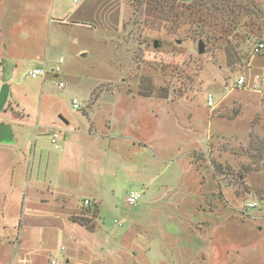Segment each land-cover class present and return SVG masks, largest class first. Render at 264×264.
I'll return each mask as SVG.
<instances>
[{"label": "rangeland", "instance_id": "rangeland-1", "mask_svg": "<svg viewBox=\"0 0 264 264\" xmlns=\"http://www.w3.org/2000/svg\"><path fill=\"white\" fill-rule=\"evenodd\" d=\"M255 1L264 11V0ZM124 2L119 27L95 36L60 29L71 37L66 51L45 41L51 61L41 65L61 68L56 82L64 87L50 88L60 115L76 128L74 136L88 135L89 120L93 129L100 125L117 98L125 120L132 119L134 127L144 122L143 136L155 141L134 147L135 129L122 125L108 130L104 141L71 144L72 134L59 127L58 151L40 130L38 147L32 148L36 174L52 179L80 216L97 204L99 217L88 216L95 233L83 230L84 241L74 242L56 228L67 223L45 217L29 230L39 235L25 249L19 242L28 233L20 231L25 209L14 207L7 215L0 205V264H264V90L236 86L241 76L249 83L259 76L264 89V49L254 53L264 31L261 39L234 41L241 44L238 55L205 41L200 54L199 40L171 34L170 24L144 25L149 19L134 0ZM103 91L125 96L105 95L95 104ZM131 192L142 193L134 207L126 203ZM86 198L96 204L85 205ZM249 202L259 206L248 209Z\"/></svg>", "mask_w": 264, "mask_h": 264}, {"label": "crops", "instance_id": "crops-1", "mask_svg": "<svg viewBox=\"0 0 264 264\" xmlns=\"http://www.w3.org/2000/svg\"><path fill=\"white\" fill-rule=\"evenodd\" d=\"M29 1L33 2L31 7L23 6L24 1L17 5L0 0V124L11 125L15 140L12 145L0 144V195H2L0 205L7 209V215L14 207L17 211L20 208L25 209V224L21 226L20 231L25 228L28 233L23 231V237L19 240L20 243L23 242L22 246L25 249H29L28 241L35 240V236L39 235L33 231L29 233V230L35 231V225L42 223L45 217L54 219L56 225L60 222L67 223V228H56L74 242L78 239L84 241L85 231L91 233L72 220L73 217L80 216L77 213L78 206L71 205L62 191L55 190L52 179L46 176L47 180H42L39 172L36 174L34 160L36 150L33 153L32 148L38 147L42 134L40 130H46L51 136L57 128L65 129V133L72 134L68 136L67 141L71 144L76 142L79 144L83 137L74 136L76 128L60 115L61 108L56 106L59 104L58 96L50 87L59 88L60 82L56 81L60 75L50 73L45 79H33L29 73L35 68L43 69L41 64L45 63L46 66L51 61L49 52H44L45 41L52 44L53 49L66 51L71 37L64 36L60 29H78L95 36L111 27H119L125 13L124 0ZM29 17L32 20H29ZM63 38L64 43H60ZM78 41L80 42L79 38ZM79 53L84 56L87 50L83 49ZM118 94L124 95L119 91H103L95 104L105 95L114 97ZM116 99L100 125L94 123L93 129V122L89 120L90 131L82 140L88 143L91 141L92 144L104 141L108 130L125 125L129 131L131 128L135 129L130 131L134 137L132 140L134 147L153 143L155 141L153 135L143 136L148 130L145 123L140 121L139 125L134 127L132 119L125 120V114H121V107ZM56 110L57 115L54 116L53 112ZM33 131L35 144L32 141ZM110 138L115 140L117 137ZM84 148L87 151L86 146ZM41 158L42 155L39 166L42 164ZM67 159L68 156L62 158L64 166ZM86 199L91 201L89 198ZM92 203L96 204L95 201ZM49 209L50 212H44ZM16 215L18 217L19 214ZM7 239L12 240V237L8 236ZM84 245L82 244V247ZM77 247L79 248L78 245Z\"/></svg>", "mask_w": 264, "mask_h": 264}, {"label": "trees", "instance_id": "trees-1", "mask_svg": "<svg viewBox=\"0 0 264 264\" xmlns=\"http://www.w3.org/2000/svg\"><path fill=\"white\" fill-rule=\"evenodd\" d=\"M134 2L136 8L142 10V15L149 19L144 25H153L159 29L163 24H170L171 34L183 35L186 39L194 41L199 40V43L205 41L208 47L223 49L228 54L233 52L234 56L238 55L241 45L235 46L234 41L242 43L252 37L261 39L263 36L264 11L255 0H134ZM138 24L142 25V21ZM230 58L234 61L233 56H229V63ZM235 63L234 61L233 64ZM93 208H89L83 216L73 217L72 220L94 232L95 225L90 224L88 216L96 219L99 217V209L97 205Z\"/></svg>", "mask_w": 264, "mask_h": 264}, {"label": "built area", "instance_id": "built-area-1", "mask_svg": "<svg viewBox=\"0 0 264 264\" xmlns=\"http://www.w3.org/2000/svg\"><path fill=\"white\" fill-rule=\"evenodd\" d=\"M74 1L78 2V0H74ZM263 49H264V43H259L257 46H255L254 53L259 54L263 51ZM63 62H64L63 59H61L59 61V64H62ZM60 71H61V68L59 66H56L53 69L35 68V69L30 71L29 75L33 79H37V78L45 79L50 73L51 74H58ZM261 85H262V80L259 76L255 77L250 83L244 76H241L238 79L237 84H236V86L238 88L256 89V91L264 90L263 88H261ZM60 87H64V84L62 82L59 83V88ZM207 103H208V106H210V107H213L215 105L214 99L211 95L208 96ZM73 107L76 110H78L80 108L77 100L73 101ZM50 137H51V143L55 147V149L62 151L63 147L59 144V137H60L59 132L57 130L53 131ZM141 198H142V193L131 192L126 198V203L129 207H134V206H137V204L139 203ZM84 204L88 206V205H90V201L85 200ZM258 206L259 205L256 202H249L246 205V207L248 209H256Z\"/></svg>", "mask_w": 264, "mask_h": 264}, {"label": "water", "instance_id": "water-1", "mask_svg": "<svg viewBox=\"0 0 264 264\" xmlns=\"http://www.w3.org/2000/svg\"><path fill=\"white\" fill-rule=\"evenodd\" d=\"M158 43L155 42V47ZM205 52V44L203 42L199 43V53L203 54ZM14 134L11 125L0 124V144L12 145L14 144Z\"/></svg>", "mask_w": 264, "mask_h": 264}]
</instances>
